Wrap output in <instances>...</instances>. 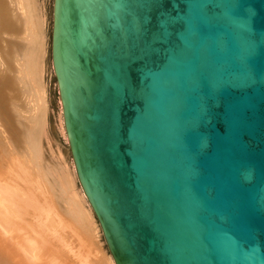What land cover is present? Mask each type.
I'll return each instance as SVG.
<instances>
[{
  "label": "water",
  "instance_id": "obj_1",
  "mask_svg": "<svg viewBox=\"0 0 264 264\" xmlns=\"http://www.w3.org/2000/svg\"><path fill=\"white\" fill-rule=\"evenodd\" d=\"M78 178L116 264H264V0H55Z\"/></svg>",
  "mask_w": 264,
  "mask_h": 264
},
{
  "label": "bare ground",
  "instance_id": "obj_2",
  "mask_svg": "<svg viewBox=\"0 0 264 264\" xmlns=\"http://www.w3.org/2000/svg\"><path fill=\"white\" fill-rule=\"evenodd\" d=\"M53 2L55 8V0ZM9 5L13 6L14 14L18 17L15 19L14 16V20L25 26L22 40L26 42L20 41L19 55L22 56L14 57L16 70L10 72L5 55H11L13 47L7 44L8 39L0 37L6 45L0 49V135L5 130L15 131L17 141L24 143L26 148L23 154L12 150L14 153L6 165L0 163V264H66L67 257L63 261L66 263H63L60 251L50 242L54 239L61 244L62 231L79 241L81 254L88 251L86 255H80L77 250L75 255H80L76 257L80 262L74 261L81 264H115L111 253L107 255L99 241L100 233L103 235L102 226L80 183L75 162L73 169L61 156H57L58 161H52L49 166L42 163L41 138L45 134L47 113L43 81L46 54L44 14L38 0H0V34H6L5 28L13 23L9 17ZM19 25L14 27L21 28L22 25ZM12 98L16 99L14 104ZM17 101L25 102L24 110L21 108L23 104L19 105ZM12 108L15 115L11 118ZM61 121L65 129L64 108ZM4 140L5 143L0 137L2 146L5 144L7 148V144L12 145L10 140ZM77 181L80 187L76 185ZM28 217L31 220L27 221ZM6 238L7 242L10 241L9 246L13 243L14 248H8ZM64 243L61 247L66 248L65 251L75 250L69 246L68 251V244ZM87 254L94 257L88 261L90 256Z\"/></svg>",
  "mask_w": 264,
  "mask_h": 264
},
{
  "label": "rangeland",
  "instance_id": "obj_3",
  "mask_svg": "<svg viewBox=\"0 0 264 264\" xmlns=\"http://www.w3.org/2000/svg\"><path fill=\"white\" fill-rule=\"evenodd\" d=\"M38 1H39L41 10H42V12L44 14V31H45V34H46V37H45L46 54L44 56V61H43V81H44V84L46 86V95L45 96L47 98L46 99L47 113H46V125H45V134L46 135L44 134L42 136V138H41L42 139L41 140V146H42L41 147V149H42V151H41V153H42L41 160H42V163H44L45 166H49V165H51L52 161L53 162L54 161L57 162L58 161L57 158L61 156L60 158L62 160H65L66 163L73 169L74 159H73V156H72V153H71V150H70V142H69L68 134L66 133V128L64 129V127L61 124V123H63L61 121V114H62V111H63V106L61 105L62 101H61V98H60V91H59L60 89H59L58 81L56 79V73H55V70H54V67H53V64H52L51 53H50V48H51L50 34H51V31H52V27H53L52 20H53V6H54V2H53V0H38ZM7 2H8V0H7ZM10 5H9V7L11 9H9V17H10V21L13 22L12 23L13 26L11 24L9 27L5 28V29H7V30H5L7 33L5 34V32L4 33L2 32L3 34L1 33L0 37H4L5 39H8V41H7L8 43L7 44L11 45L13 47L12 51L10 52L11 55H9V56L5 55V60H6V63L8 65V67H9V71L13 72L14 70H16L15 58H17V56L18 57L22 56V55H19V52H20V49H21V47H19V46H20V43H21L20 41H23L22 39L25 37V26L23 27V24H21V22H18V20H14V16H15L14 13H16V12L13 11V9H12L13 6H10ZM10 12H12V13H10ZM17 18L15 16V19H17ZM12 19H13V21H12ZM19 23L22 25L21 28L20 27H14L15 25L17 26V24L19 25ZM21 25H19V26H21ZM13 30L16 32V33L14 32L16 36L14 35ZM1 35H3V36H1ZM13 37L16 38V39H13ZM23 42L25 43L26 41H23ZM3 46H6L5 42H3V40L0 38V49ZM12 47H10V48H12ZM12 102L14 104V102H16V99L12 98ZM22 102L23 101H17V103L19 105L23 104L21 106V108L24 110L25 102H23V103ZM13 114L15 115V110L12 108V112H10L11 118H12ZM5 131L6 132L2 133L0 135V137L2 138L4 143H5L4 138H6L7 140H10V142L13 145L12 146L10 144V146H9V144H7V146H8L7 147L8 149H7L5 144H4L5 146L4 145L2 146V144H0V149H2V150H0V152H1L0 153V161H2L0 163H5V165H6V163L10 160L11 155H13L12 153H14V152H12V150H15L16 153H18V154H23L24 153V149L26 147H25L24 143L21 144V143H19L17 141V137L15 135L16 134L15 131L14 132H12V131L8 132L7 130H5ZM3 150H5V151H3ZM76 185L78 187H80L79 181L76 182ZM64 198H66L65 195H64ZM60 213H61V211H60ZM63 217L66 218V216L64 214H63ZM29 220H31V219L29 218L27 221H29ZM23 232H21V233H23ZM64 232L65 231H62L60 233L61 234L60 235L61 236L60 239H62L61 240L62 241L61 244H63L65 242L66 243V244L64 243L65 245L68 244V247H67L68 249L67 250L69 251L70 250L69 248L71 247V249H73V250L75 249L74 251H72V250L69 251V252L65 251L66 248H62L61 247L62 245L58 243L59 241L56 242L54 239H53V241L52 240L50 241L51 244L52 245L54 244L55 247L58 249V251H60V254L62 255L60 257V259H61L62 262L67 257L66 258L67 261L65 260L67 263L66 262H63V263H66V264H68V263L69 264H72V263L73 264H81V263H79L80 262L79 259L78 258L76 259V257H78L79 254L80 255H83V254L86 255L85 252H88V251H85V252L83 251L84 253L81 254L80 251H82V248L81 249L79 248V246H80V243H78L79 241H77V239L74 238L73 236H71L69 233L65 232L66 233L65 234ZM45 235H46V233H44L43 236L45 237ZM2 239H3V237H2ZM5 240H6L5 244L7 246H9L8 242H10V241L7 242V238ZM47 240H49V239H47ZM99 241H100L101 246H102L103 250L105 251V253H107V255L110 254V252H109V250H108V248L106 246V243H105V241L103 239L102 233H100ZM50 242H49V245H51ZM68 242H70V243H68ZM12 245H13V243H12ZM12 245L10 244V246L8 248H11ZM63 247H64V245H63ZM12 248H14V247H12ZM78 248L80 249V251H79ZM76 251H77V253L79 252L78 255H75ZM73 255L75 257H72ZM80 255H79V257H80ZM87 255L90 256V257L87 256L88 257V261L91 260L94 257L93 255H90V254H87ZM21 259H22V257H21ZM74 260H78L79 262L78 261H74Z\"/></svg>",
  "mask_w": 264,
  "mask_h": 264
}]
</instances>
